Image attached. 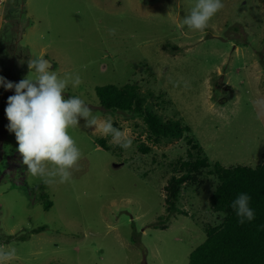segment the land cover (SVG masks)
I'll use <instances>...</instances> for the list:
<instances>
[{
	"label": "rangeland",
	"instance_id": "rangeland-1",
	"mask_svg": "<svg viewBox=\"0 0 264 264\" xmlns=\"http://www.w3.org/2000/svg\"><path fill=\"white\" fill-rule=\"evenodd\" d=\"M108 84L189 130L148 139ZM263 157L264 0H0V264H188L223 217L213 164Z\"/></svg>",
	"mask_w": 264,
	"mask_h": 264
},
{
	"label": "trees",
	"instance_id": "trees-1",
	"mask_svg": "<svg viewBox=\"0 0 264 264\" xmlns=\"http://www.w3.org/2000/svg\"><path fill=\"white\" fill-rule=\"evenodd\" d=\"M94 92L104 112L130 113L140 117L149 133L148 139L154 142L180 138L184 131L189 130L177 121H163L145 108L144 99L134 85L108 84L95 87ZM99 144L102 149H108L103 140ZM206 166L204 157L192 162L180 161L179 168L186 172L178 177L172 176L164 187L169 215L186 214L175 205L180 187L185 181L195 179L191 173L196 174ZM212 171L217 185L209 196V207L223 217L217 226L206 228L205 239L190 252L188 264H264V157L254 167H223L214 163ZM40 188V185L34 187L35 190ZM41 197L45 199L44 210H48L51 202L45 195ZM160 227L164 228V225ZM44 230L45 226H41L31 233Z\"/></svg>",
	"mask_w": 264,
	"mask_h": 264
},
{
	"label": "water",
	"instance_id": "water-1",
	"mask_svg": "<svg viewBox=\"0 0 264 264\" xmlns=\"http://www.w3.org/2000/svg\"><path fill=\"white\" fill-rule=\"evenodd\" d=\"M43 67L44 68H51L52 67V64H50L48 61H44V63H43Z\"/></svg>",
	"mask_w": 264,
	"mask_h": 264
}]
</instances>
